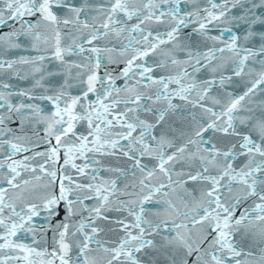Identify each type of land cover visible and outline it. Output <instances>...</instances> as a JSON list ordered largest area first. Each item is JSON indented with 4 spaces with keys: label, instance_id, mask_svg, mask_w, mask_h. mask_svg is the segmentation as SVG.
Instances as JSON below:
<instances>
[{
    "label": "snow or ice",
    "instance_id": "obj_1",
    "mask_svg": "<svg viewBox=\"0 0 264 264\" xmlns=\"http://www.w3.org/2000/svg\"><path fill=\"white\" fill-rule=\"evenodd\" d=\"M0 264H264V0H0Z\"/></svg>",
    "mask_w": 264,
    "mask_h": 264
}]
</instances>
